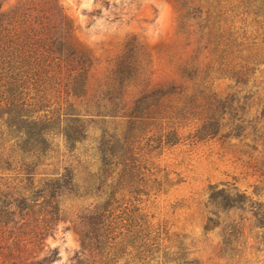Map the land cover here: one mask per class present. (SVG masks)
<instances>
[{
    "label": "rangeland",
    "instance_id": "374dc122",
    "mask_svg": "<svg viewBox=\"0 0 264 264\" xmlns=\"http://www.w3.org/2000/svg\"><path fill=\"white\" fill-rule=\"evenodd\" d=\"M22 1L4 0L0 12ZM54 2L70 26V45L90 60L85 95H98L106 104L103 115L82 105L85 130L74 146L92 153L99 144L110 148L116 137V150L124 139L134 147L142 192L116 193L109 209L116 222H124L118 216L129 214L130 202L137 206L143 214L141 235L148 239L136 251L131 233L115 227L104 248L96 249L93 240L83 238L86 228L78 217L94 199L68 200L63 219L46 239L58 251L52 264H104L112 257L116 260L108 264H162L166 252L198 264H224L219 257L264 264V228L256 220L264 211V0ZM129 49L137 60L136 78L120 92L124 108L118 106L116 114L126 116H112L109 99L120 94L107 93L108 84ZM61 75L52 76L46 95H65L63 83L70 79ZM55 82L61 93L52 91L58 88ZM142 98L143 106L156 100L157 108L151 109L157 114L143 124L130 122L127 114L135 113ZM220 112L213 134L214 113ZM208 114L210 136L196 135ZM71 144L60 133L49 139L53 157L46 163L60 169L70 164L64 151ZM86 160L77 166L80 186L89 179ZM14 164L0 171L4 188L18 186L22 174ZM226 196L237 209L226 208ZM118 242L125 244L116 252Z\"/></svg>",
    "mask_w": 264,
    "mask_h": 264
},
{
    "label": "trees",
    "instance_id": "16d2710c",
    "mask_svg": "<svg viewBox=\"0 0 264 264\" xmlns=\"http://www.w3.org/2000/svg\"><path fill=\"white\" fill-rule=\"evenodd\" d=\"M69 31L70 26L64 22L54 0H24L14 8L0 12V171L10 170L15 163L13 167L22 174L16 188H4L5 185L0 183V264H52L58 258V251L50 248L46 239L63 219V205L68 200L94 199L92 208L80 212L78 217L86 228L83 238L93 240L96 249L104 248L105 240L108 241V235L115 227H124L131 233L129 243L136 251L145 246L148 239L147 234L141 235L143 214L137 206L130 202L134 207L129 214L118 216L124 222H116L109 209L116 193L123 195L122 190L133 195L142 192L138 189L142 167L139 158L134 156V147L127 145L124 139L116 150L115 143L120 142L116 137L113 146L107 148L99 144L92 153L77 152L74 146L85 130L84 120L79 117L82 105H86V112L92 110L96 115H103L106 104L101 103L102 97L98 98V95H85L91 63L85 54L72 48L67 40ZM134 56L129 49L112 71L107 93L115 90L120 94L113 95L111 101L109 99L115 108L111 111L112 116H126L116 114V108H124L121 93L136 78ZM55 60L56 63H50ZM63 73L70 79L63 83L65 95H46L52 78ZM55 84L58 88L52 91L61 93L60 83ZM143 102V98L136 100L135 113L127 114L130 122L140 120L143 124L155 115L151 107L157 108L156 100L146 106ZM52 103L55 107H51ZM220 117L221 112L214 113L213 134L220 126ZM202 121L203 126L196 135L210 136L209 114L202 116ZM59 133L66 141H72L64 151L70 164L61 169L57 163H46L53 157L49 155L52 149L46 144ZM84 159L88 161L85 170L89 179L85 183L82 181L80 186L77 166L82 165ZM95 163L98 165L92 169ZM51 164L49 171L44 169ZM103 196L104 202L100 203ZM133 199L137 200L136 197ZM225 200L226 208L237 209L235 203L230 204L228 196ZM244 201L239 199L238 204ZM256 220L257 226L264 228V211ZM120 243L115 244L116 248L112 246L116 252L124 248H118ZM165 255L162 264H198L168 252ZM139 258L142 257H136ZM219 258L226 260L224 264H244L236 257ZM109 260L114 262L116 259Z\"/></svg>",
    "mask_w": 264,
    "mask_h": 264
}]
</instances>
